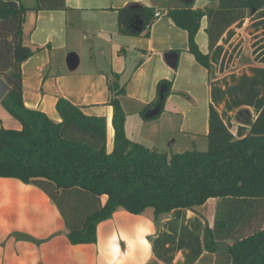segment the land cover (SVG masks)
Wrapping results in <instances>:
<instances>
[{
  "label": "crops",
  "instance_id": "1",
  "mask_svg": "<svg viewBox=\"0 0 264 264\" xmlns=\"http://www.w3.org/2000/svg\"><path fill=\"white\" fill-rule=\"evenodd\" d=\"M184 2L19 0L26 9L21 42L34 51L21 66L25 107L59 122L55 104L63 98L83 114L105 119L106 150L111 152V75H119L126 87L120 99L124 131L135 143L127 131L129 116L143 119L141 110L156 99L157 84L166 80L171 90L163 110L174 114L176 123L163 130L167 137L157 144L151 143L153 133H144L152 147L137 144L165 153L178 138L187 152L207 150L210 106L234 138L246 137L264 105V8L230 26L210 53L207 21L201 20L195 39L199 51L210 57L208 75L187 52L186 32L164 15ZM208 2L193 0V8L203 9ZM137 5L155 9L159 17L146 36L119 34L117 11ZM0 128L21 129L1 104ZM105 200L101 197L99 204ZM219 202L209 199L194 212L173 210L157 221L151 209L139 216L118 209L97 226L96 243L71 245L57 206L42 190L0 178V264H215V256L204 249L203 233L205 226L214 228ZM233 232L242 229L236 226Z\"/></svg>",
  "mask_w": 264,
  "mask_h": 264
},
{
  "label": "trees",
  "instance_id": "2",
  "mask_svg": "<svg viewBox=\"0 0 264 264\" xmlns=\"http://www.w3.org/2000/svg\"><path fill=\"white\" fill-rule=\"evenodd\" d=\"M167 9L164 15L187 34V52L211 75L210 57L202 54L196 33L203 18L208 51L233 24L264 8V0H208L194 9L193 0ZM26 9L19 0H0V78L10 90L0 101L20 130L0 128V178L17 179L42 190L57 206L71 245L96 243L97 226L118 210L139 216L147 209L154 220L173 210L194 212L209 199H219L215 225L205 226L204 249L215 264H264V105L249 133L236 139L218 111L209 107L206 151L172 156L146 149L128 139L120 99L126 93L119 75L109 84L112 109V151L106 150L105 119L85 115L80 107L59 98V122L28 110L22 98L21 66L34 51L21 42ZM157 11L142 5L117 11L118 32L138 38L154 25ZM160 113L171 83L157 84L156 99L140 115L160 102ZM104 197L103 206L99 199ZM242 229L234 233L235 227ZM230 241L231 244L227 242Z\"/></svg>",
  "mask_w": 264,
  "mask_h": 264
},
{
  "label": "rangeland",
  "instance_id": "3",
  "mask_svg": "<svg viewBox=\"0 0 264 264\" xmlns=\"http://www.w3.org/2000/svg\"><path fill=\"white\" fill-rule=\"evenodd\" d=\"M174 117H175L174 114L165 112V109L156 119L144 120V119H139L135 115L134 116L130 115L127 131L129 136H134L132 137L133 138L132 140L136 141L139 144H141L144 141L147 147H152L151 143L157 144L160 137H167L165 136L164 133L162 134V132L163 130H168L166 129L167 127L171 128L172 126H174V123H176ZM147 132L153 133V135L156 136L155 141H151V143H149V139L144 138L143 135L144 133ZM162 142L164 144V139ZM170 142H172V140L168 141L166 143V146H168ZM164 152L166 153L167 159L169 160L172 156L177 155L179 153L187 152V150H185V148L180 147V141L177 138V144L175 145V147H165Z\"/></svg>",
  "mask_w": 264,
  "mask_h": 264
},
{
  "label": "water",
  "instance_id": "4",
  "mask_svg": "<svg viewBox=\"0 0 264 264\" xmlns=\"http://www.w3.org/2000/svg\"><path fill=\"white\" fill-rule=\"evenodd\" d=\"M10 88L9 86L6 84L5 81H3L0 78V101L3 100V98L6 96V94L9 92ZM160 94V102L158 103V105L151 110H148L145 114V118L150 120V119H154L156 118L159 114H160V107H161V103L164 100V94L162 93V91H159Z\"/></svg>",
  "mask_w": 264,
  "mask_h": 264
},
{
  "label": "built area",
  "instance_id": "5",
  "mask_svg": "<svg viewBox=\"0 0 264 264\" xmlns=\"http://www.w3.org/2000/svg\"><path fill=\"white\" fill-rule=\"evenodd\" d=\"M155 17H159V13H156V14H155Z\"/></svg>",
  "mask_w": 264,
  "mask_h": 264
}]
</instances>
